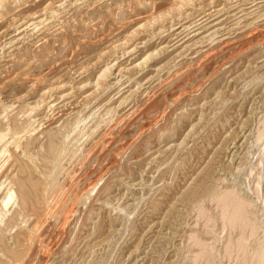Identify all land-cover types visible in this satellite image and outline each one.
<instances>
[{
	"label": "rangeland",
	"instance_id": "1",
	"mask_svg": "<svg viewBox=\"0 0 264 264\" xmlns=\"http://www.w3.org/2000/svg\"><path fill=\"white\" fill-rule=\"evenodd\" d=\"M0 264H264V0H0Z\"/></svg>",
	"mask_w": 264,
	"mask_h": 264
},
{
	"label": "bare ground",
	"instance_id": "2",
	"mask_svg": "<svg viewBox=\"0 0 264 264\" xmlns=\"http://www.w3.org/2000/svg\"><path fill=\"white\" fill-rule=\"evenodd\" d=\"M219 21H216V23H218ZM220 23V22H219ZM222 24V23H221ZM215 26H217V25H215ZM189 27V26H188ZM187 27V28H188ZM198 29L197 30H200V29H203L204 27H199V26H196ZM246 27V26H245ZM222 28H225V27H223L222 26ZM222 28H218V29H216L214 32L217 34V35H220V38H222L221 39V41H226L228 38H227V36H230V34H228V33H226V30L225 29H222ZM172 30V29H171ZM197 30L195 31V32H197ZM213 31V30H212ZM228 32V31H227ZM232 32V31H231ZM178 33V32H177ZM180 33V32H179ZM214 33V34H215ZM232 34V33H231ZM214 36V35H213ZM230 37H232V36H230ZM238 40V39H237ZM230 41V40H229ZM228 41V42H229ZM234 42V41H233ZM180 42H178L177 44H175L174 45V47L176 46V45H178ZM226 45V44H225ZM130 51H134V50H130ZM129 54H131V52L129 53ZM149 58V57H148ZM151 58V57H150ZM141 63V62H140ZM144 63V62H143ZM133 67V66H132ZM126 70V69H125ZM52 178V177H51ZM73 181V180H72Z\"/></svg>",
	"mask_w": 264,
	"mask_h": 264
}]
</instances>
